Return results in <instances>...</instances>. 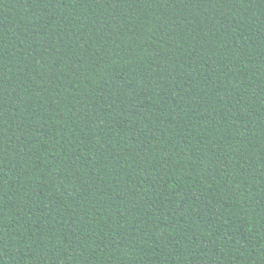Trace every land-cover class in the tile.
<instances>
[{
	"label": "trees",
	"instance_id": "obj_1",
	"mask_svg": "<svg viewBox=\"0 0 264 264\" xmlns=\"http://www.w3.org/2000/svg\"><path fill=\"white\" fill-rule=\"evenodd\" d=\"M0 264H264V0H0Z\"/></svg>",
	"mask_w": 264,
	"mask_h": 264
}]
</instances>
